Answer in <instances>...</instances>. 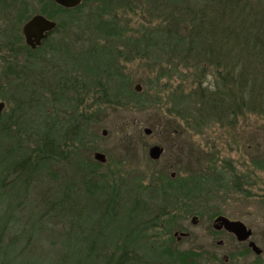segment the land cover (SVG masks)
<instances>
[{"label": "rangeland", "instance_id": "rangeland-1", "mask_svg": "<svg viewBox=\"0 0 264 264\" xmlns=\"http://www.w3.org/2000/svg\"><path fill=\"white\" fill-rule=\"evenodd\" d=\"M31 3L34 14L39 5L34 0ZM100 6V2L85 5L75 14L77 22H72L73 28L70 25V34H55L49 44L30 56L24 51V40L13 41L17 37L13 35L21 37L23 34H1L12 27L13 22L0 12V101L5 106L0 113V174L8 191L4 196L20 202L15 210V217L21 221L18 224L21 225L18 229L20 244L23 245L26 239L30 250H36L23 255L20 263L55 264L60 258L53 255L55 251L61 254V250L65 252L68 246L69 251L81 247L83 252L82 246H89L93 239L97 244L101 243L97 230L99 232L101 228L103 213L108 211L106 202L110 194H103L100 201L96 199L101 210L91 221L89 217L86 221L71 223L74 222L73 214L67 218L65 213L60 216L52 209L55 193L62 191L67 181L75 187L74 197H69L70 200L76 198L80 205H90L91 196L82 181L90 175L86 166L99 162L95 153L100 151L106 154L107 161L99 162L102 165L98 166L97 178H92V184L102 179L108 189L114 186L125 196L138 172L144 173V182L147 183L153 174L187 176L194 171H204L214 163L225 172L227 185L194 196L187 212L178 207L177 228L172 230L175 239L171 247L199 252L198 264H264V253L259 258L248 242H240L232 233L214 228V219L219 215L242 219L253 229L252 240L264 250V169L256 163L258 158L264 157V117L240 116L235 125L202 122L200 114L190 106V100L178 105L175 99L178 85L181 83L188 89L190 80L177 77L158 80L159 65L154 66V61L143 54L145 48L141 50L127 39L117 45L119 51L110 58L107 70L98 76L72 68L69 55L61 51V46L66 45L76 57L92 42L91 36L96 35V31L89 26H94L100 18L116 20L117 28L123 30L125 36L135 39L143 38L154 28L166 26V8L157 2L132 0L129 5L124 4L108 13H102ZM10 65L22 70L21 77L8 73ZM69 68L71 70L67 72ZM117 68L129 78L126 88L143 94L148 102L146 107L134 106L131 99H122L121 103L107 101V95L110 96V91L117 87V81L111 76ZM66 81L73 86L66 89ZM137 84L141 85V91L136 90ZM70 98L74 108L68 107L66 99ZM15 100L23 106L20 121L12 117L18 106ZM64 122L92 135L89 145L78 155L71 154L68 159L51 163L47 170H33L31 157L25 166L18 165L19 174L10 173L15 163L34 154L38 133L46 125L55 129ZM146 128L151 129V133H147ZM103 130L107 131L106 135ZM67 132L65 128L64 137L68 138L65 149L69 150L72 139ZM156 144L163 146L164 152L160 159L154 160L148 149ZM123 202L127 206L130 204L127 199ZM126 207L112 210L108 221L116 229L120 228L116 231L121 230L127 235L136 226L130 221L129 207ZM193 216H198L196 224L191 221ZM37 218L41 225L33 228L31 236L27 229ZM79 231L84 237L83 245L74 238L67 245L68 238ZM143 231L146 236L152 233L148 228ZM124 234H119L115 243L106 245L108 254L117 243L125 245L129 242ZM144 241L147 244V240ZM247 248L249 251L243 253ZM69 257L68 264L74 259Z\"/></svg>", "mask_w": 264, "mask_h": 264}, {"label": "trees", "instance_id": "trees-1", "mask_svg": "<svg viewBox=\"0 0 264 264\" xmlns=\"http://www.w3.org/2000/svg\"><path fill=\"white\" fill-rule=\"evenodd\" d=\"M146 1L164 5L166 26L154 28L143 38L135 39L125 36L124 31L117 28L116 20L100 18L94 26H89L96 31V35L91 36L92 42L76 57L66 45L61 46V51L69 55V65L92 76H98L107 70L108 63L112 60L110 58L119 51L117 45L127 39V42L130 41L133 45L135 43L136 46L141 47V50L145 48L143 54L154 61V66L159 65L158 80L174 79V77L183 81L190 80L188 89L183 84L181 86V83L178 85L175 89V99L178 105L190 100L192 104L190 106L200 114L202 122L214 121L235 125L240 116L253 114L264 117V0ZM91 2H100L101 12L108 13L123 7L124 4L129 5L132 0H82V3L75 8L61 7L62 11L69 14L70 28H73L72 22H77L75 14L81 12L85 5ZM3 8L0 3V12ZM15 36L17 37L13 41L17 43L23 38V35L21 37L13 35ZM52 48L58 50L54 46ZM24 49L29 56L39 51V48L33 50L27 44H24ZM70 70L71 68L67 69V72ZM8 73L21 77L22 70L13 69L10 65ZM111 76L117 81V87L110 91V96L107 95L108 102L121 103L122 99L128 101L131 99L136 107L143 109L147 106L148 102L142 97V93L140 95L126 88L129 78L119 68L113 70ZM72 86L66 81V89ZM72 100L66 99V102L68 107L74 108L75 104ZM15 102H18V106L12 117L16 118L15 121L17 119L20 121L23 106L19 101L15 100ZM64 125L68 129V137L72 139V148L69 150L65 149L68 138L64 137L66 135L63 133ZM77 127H72L69 122L60 123L55 129L46 125L38 133L37 147L33 150L35 155L19 160V164L15 163L10 173L19 174L18 165L25 166L31 157L33 170L35 168L43 171L47 170L51 163L68 159L71 154L78 155L82 148L89 145L93 136L83 128ZM19 145L17 146L20 147ZM91 163L86 166L89 171L87 174L90 175L82 181L88 195L91 196L90 205L82 206L81 203L76 202V198L74 201L72 198L70 200L69 197H74L72 194L75 187L73 188V185L67 181L63 184V190L55 193L56 200L52 195L54 200L52 209L60 216L65 213L67 218L73 214L74 222L71 223L86 221L89 217L91 221L101 210L99 208L101 205L96 199L100 201L103 194H110V199L106 202L108 211L103 213L101 228L99 232L97 230L98 236L101 237L98 242L101 243L97 244L96 239H93L92 244L83 247L82 232H76L73 237L68 238L67 245L74 238L82 243L83 252L81 247L69 251L68 246L65 247V252L61 250V254L55 251L53 255L60 256L55 264L67 263L69 256L74 257L69 264H198L201 256L199 252L171 247V242L175 239L172 230L177 228L178 207L187 212L194 196H202L209 192V189L220 190L225 187L227 183L223 170L212 163L213 165H209L206 170L194 171L187 176L178 174L173 178L170 175L153 174L147 183L144 182V173L138 172L125 196L114 186L108 189L102 179L96 183L97 185L92 184V178H97V169L102 163ZM256 163L264 169V157L258 158ZM5 184L0 174V264H21L23 255L29 254L32 250L27 245L26 239L23 245L20 244L18 229L21 225L18 224L21 221L19 217H15V210L20 202L17 203L18 199H7V196H4L8 194ZM124 199H127V203L130 201L128 206L125 204L127 207L124 205ZM125 207L126 209L129 207L127 214L136 226L132 233L127 234L128 236L121 230L116 231L120 228L116 229L108 221V215L113 214L112 210L125 209ZM37 225H41L39 218L29 226L30 230L27 229L31 236L34 234L33 228ZM146 228L152 230L151 234H147L148 236L143 231ZM117 233L126 235L125 239L127 238L130 244H114L115 249L108 254L106 245L115 243L119 239ZM129 237H132V240ZM144 239L147 240V244L144 243ZM248 249L243 253L249 251ZM261 255L258 257L260 258Z\"/></svg>", "mask_w": 264, "mask_h": 264}, {"label": "water", "instance_id": "water-1", "mask_svg": "<svg viewBox=\"0 0 264 264\" xmlns=\"http://www.w3.org/2000/svg\"><path fill=\"white\" fill-rule=\"evenodd\" d=\"M57 3L61 4L64 7L75 8L77 5L82 3V0H55ZM56 22L51 21L45 18L43 15H36L30 21H28L24 27L25 40L29 46L32 48H36L41 45L43 38L47 37V34H44V31L50 30L55 27ZM142 87L140 84L136 85V90L141 91ZM4 108V103L0 101V112H2ZM147 133H151V129L146 128ZM103 134L106 135L107 131L103 130ZM149 150V155L152 159L157 160L160 159L163 152L164 147L161 145H154ZM95 159L99 162L105 163L107 161V156L105 153L97 151L95 153ZM175 177V173L172 174ZM198 216H193L192 222L196 224L198 221ZM214 228L216 230L224 229L236 236V240L240 242H248L249 247L254 250V252L258 255L263 253V249L258 246V244L252 240L253 237V229H250L246 225L245 222L238 219H230L225 215H219L215 219ZM184 235H186L184 233ZM222 242V241H221ZM219 242V243H221Z\"/></svg>", "mask_w": 264, "mask_h": 264}, {"label": "flooded vegetation", "instance_id": "flooded-vegetation-1", "mask_svg": "<svg viewBox=\"0 0 264 264\" xmlns=\"http://www.w3.org/2000/svg\"><path fill=\"white\" fill-rule=\"evenodd\" d=\"M32 1L33 0H1L0 3L4 6L1 12L5 14L7 20H11L13 22L12 27H10L8 30H5V32L1 34H23L22 40H24L27 44L24 35L26 33L23 29L26 23L36 15H43L45 18L55 21L56 25L52 29L44 31V34H47V37L43 38L41 45L37 46L36 48H32L30 46L33 50L38 48L42 49L46 44H49L55 34H70L69 17H64L66 14H69L62 11L61 9V7H69H64L55 0H34L36 3H38L39 9L33 14L32 10L30 9ZM185 234L188 235V233Z\"/></svg>", "mask_w": 264, "mask_h": 264}]
</instances>
